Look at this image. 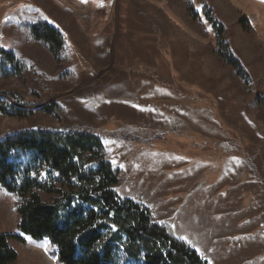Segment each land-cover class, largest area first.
I'll return each mask as SVG.
<instances>
[{"label": "rangeland", "instance_id": "obj_1", "mask_svg": "<svg viewBox=\"0 0 264 264\" xmlns=\"http://www.w3.org/2000/svg\"><path fill=\"white\" fill-rule=\"evenodd\" d=\"M178 0H0V46L29 67L30 84L0 82V101L33 112L0 116V138L82 125L123 172L118 196L146 206L210 264H264V0H205L244 75L224 67L202 6ZM244 15L252 31L238 23ZM63 35L71 64H54L26 26ZM65 73L66 79L61 78ZM60 105L58 124L38 110ZM135 139V140H131ZM15 199L0 188V234L16 264H55L46 242L16 230Z\"/></svg>", "mask_w": 264, "mask_h": 264}, {"label": "trees", "instance_id": "obj_2", "mask_svg": "<svg viewBox=\"0 0 264 264\" xmlns=\"http://www.w3.org/2000/svg\"><path fill=\"white\" fill-rule=\"evenodd\" d=\"M178 1L198 26L192 1ZM197 1L213 33L215 55L234 76L242 77L223 24L212 16L205 0ZM238 23L245 32L252 31L244 15ZM26 28L54 64H71L64 35L56 27L37 22ZM9 80L29 86V67L0 46V82ZM256 101L257 119L264 122L263 98L256 96ZM38 111L58 124L65 116L55 102ZM33 114L0 101L2 117L23 120ZM122 180V170L113 165L100 136L88 127H36L0 138V188L15 199L16 230L30 241L46 242L55 264H210L176 238L167 224L156 222L146 206L118 196L115 188ZM11 241L24 243L18 235L0 234V264L17 262Z\"/></svg>", "mask_w": 264, "mask_h": 264}, {"label": "water", "instance_id": "obj_3", "mask_svg": "<svg viewBox=\"0 0 264 264\" xmlns=\"http://www.w3.org/2000/svg\"><path fill=\"white\" fill-rule=\"evenodd\" d=\"M113 2H114V0H109L108 6H112L113 5Z\"/></svg>", "mask_w": 264, "mask_h": 264}]
</instances>
